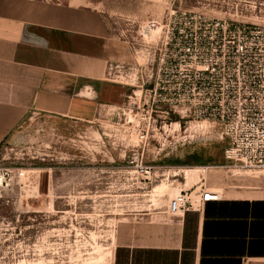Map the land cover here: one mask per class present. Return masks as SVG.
Segmentation results:
<instances>
[{
  "label": "rangeland",
  "instance_id": "1",
  "mask_svg": "<svg viewBox=\"0 0 264 264\" xmlns=\"http://www.w3.org/2000/svg\"><path fill=\"white\" fill-rule=\"evenodd\" d=\"M50 1L98 11L136 61L130 77H114L129 86L120 105H99L87 119L29 112L0 143V169L9 173L0 186V264H106L115 217L156 206L207 172L247 170L224 157L228 140L216 123L152 105L147 87L158 62L176 58L167 43L177 30L176 48L216 25L264 27V0ZM137 162L154 175L138 174ZM254 172L264 184V170Z\"/></svg>",
  "mask_w": 264,
  "mask_h": 264
},
{
  "label": "crops",
  "instance_id": "2",
  "mask_svg": "<svg viewBox=\"0 0 264 264\" xmlns=\"http://www.w3.org/2000/svg\"><path fill=\"white\" fill-rule=\"evenodd\" d=\"M135 61L130 42L113 35L94 9L0 0V143L29 112L87 119L99 105H120L129 86L109 65L129 68ZM243 171L217 170L177 184L194 201L206 188L221 195L185 212L170 214L168 196L115 217L104 263L264 264V184L258 173ZM234 179L255 182L245 188Z\"/></svg>",
  "mask_w": 264,
  "mask_h": 264
},
{
  "label": "built area",
  "instance_id": "3",
  "mask_svg": "<svg viewBox=\"0 0 264 264\" xmlns=\"http://www.w3.org/2000/svg\"><path fill=\"white\" fill-rule=\"evenodd\" d=\"M157 26L155 21L149 23ZM180 34L177 30L167 43L177 51L176 58L162 59L152 74L154 80L147 87L151 104L180 107L182 117L216 123L221 137L228 140L224 149L228 161L238 168L264 170V27L216 25L173 47ZM132 69L109 65V73L128 77ZM136 172L149 179L154 167L137 162ZM8 176L0 169V186L8 184ZM220 198L219 192L206 188L194 201L191 192L181 188L167 209L178 214L197 202Z\"/></svg>",
  "mask_w": 264,
  "mask_h": 264
},
{
  "label": "bare ground",
  "instance_id": "4",
  "mask_svg": "<svg viewBox=\"0 0 264 264\" xmlns=\"http://www.w3.org/2000/svg\"><path fill=\"white\" fill-rule=\"evenodd\" d=\"M160 184H161V183H160ZM160 184L156 186V189H157V187L161 186ZM160 190H161V189H160ZM106 256H110V252L105 253V256H104V257H106Z\"/></svg>",
  "mask_w": 264,
  "mask_h": 264
}]
</instances>
